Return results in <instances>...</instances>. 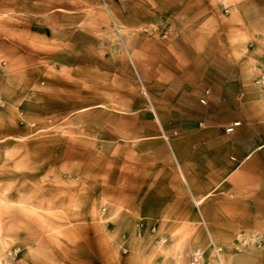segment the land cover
Segmentation results:
<instances>
[{
  "label": "rangeland",
  "instance_id": "obj_1",
  "mask_svg": "<svg viewBox=\"0 0 264 264\" xmlns=\"http://www.w3.org/2000/svg\"><path fill=\"white\" fill-rule=\"evenodd\" d=\"M237 17L232 0H0V264H255L254 237L225 248L204 215L160 214L171 157L144 139L206 122L141 67L161 49L227 67L226 46L245 65Z\"/></svg>",
  "mask_w": 264,
  "mask_h": 264
},
{
  "label": "crops",
  "instance_id": "obj_2",
  "mask_svg": "<svg viewBox=\"0 0 264 264\" xmlns=\"http://www.w3.org/2000/svg\"><path fill=\"white\" fill-rule=\"evenodd\" d=\"M232 5L243 24L241 36L253 41V52L243 55L247 65L231 67L230 46L223 48L227 67H199L191 58L183 64L185 57L165 49L158 62V56H150L147 63L153 67L141 68L159 80L163 103L174 104L176 117L192 116L206 126L190 122L169 129L161 124L144 139L161 144L171 157L157 177L159 197L167 201L160 214L204 215L207 241L225 248L235 235L254 237V263L264 264V98L255 84L264 75V0H232ZM143 77L152 88L150 74ZM203 98L210 100L208 107L200 105ZM139 213L153 216L144 203Z\"/></svg>",
  "mask_w": 264,
  "mask_h": 264
},
{
  "label": "built area",
  "instance_id": "obj_3",
  "mask_svg": "<svg viewBox=\"0 0 264 264\" xmlns=\"http://www.w3.org/2000/svg\"><path fill=\"white\" fill-rule=\"evenodd\" d=\"M256 85L259 88V90L261 91V94L264 98V75H261L257 81H256ZM210 95V91H206V96ZM203 103H205V100L203 99L202 101ZM238 125H234L233 127H231L228 131L232 132L234 130L235 127H237Z\"/></svg>",
  "mask_w": 264,
  "mask_h": 264
}]
</instances>
